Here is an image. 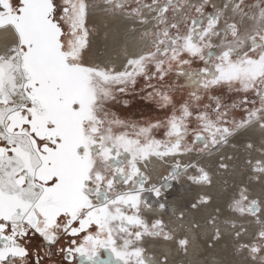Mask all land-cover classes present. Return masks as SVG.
Listing matches in <instances>:
<instances>
[{
  "label": "snow or ice",
  "instance_id": "6c2138e0",
  "mask_svg": "<svg viewBox=\"0 0 264 264\" xmlns=\"http://www.w3.org/2000/svg\"><path fill=\"white\" fill-rule=\"evenodd\" d=\"M173 249L264 264V0H0V264Z\"/></svg>",
  "mask_w": 264,
  "mask_h": 264
},
{
  "label": "bare ground",
  "instance_id": "6f19581e",
  "mask_svg": "<svg viewBox=\"0 0 264 264\" xmlns=\"http://www.w3.org/2000/svg\"><path fill=\"white\" fill-rule=\"evenodd\" d=\"M165 250L167 251L168 249H165ZM170 254L172 256H174V258L176 260V264H177V262H181L184 259V257L181 254L177 253L174 249L171 251ZM209 258H211V257L209 256Z\"/></svg>",
  "mask_w": 264,
  "mask_h": 264
},
{
  "label": "rangeland",
  "instance_id": "374dc122",
  "mask_svg": "<svg viewBox=\"0 0 264 264\" xmlns=\"http://www.w3.org/2000/svg\"><path fill=\"white\" fill-rule=\"evenodd\" d=\"M177 264H181V262H177Z\"/></svg>",
  "mask_w": 264,
  "mask_h": 264
}]
</instances>
